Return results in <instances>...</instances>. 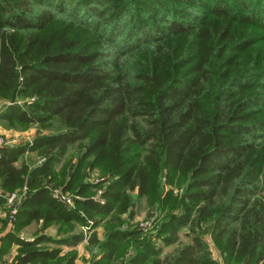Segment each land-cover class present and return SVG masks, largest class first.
I'll list each match as a JSON object with an SVG mask.
<instances>
[{
  "label": "trees",
  "instance_id": "1",
  "mask_svg": "<svg viewBox=\"0 0 264 264\" xmlns=\"http://www.w3.org/2000/svg\"><path fill=\"white\" fill-rule=\"evenodd\" d=\"M0 123L44 133L0 149L13 264H73L77 227L89 264H264V0H0Z\"/></svg>",
  "mask_w": 264,
  "mask_h": 264
},
{
  "label": "rangeland",
  "instance_id": "2",
  "mask_svg": "<svg viewBox=\"0 0 264 264\" xmlns=\"http://www.w3.org/2000/svg\"><path fill=\"white\" fill-rule=\"evenodd\" d=\"M44 131H45V133H48V132H46L47 130H44ZM37 132L38 131H36V127H34V126L21 128V127H16V126L11 125V124L0 123V135H2L3 137L14 140L16 142L14 145L29 142L31 140V138ZM38 133H43V132L40 131ZM72 153H73V151H72ZM69 155H70V152H69ZM67 158H68V156H67ZM20 162H24L28 167H32L34 165L39 164L40 159L33 153H26L21 158L18 159V162L16 165H18ZM83 181L87 184H90V185H98L97 189H95L94 196L97 195L98 191H101V189H103V187L105 185L104 184L105 183V177L99 176V174L95 170L89 171L88 173H86V176H85ZM55 190L59 191L62 194L72 195L68 192H62L58 188H54V189H51V197H52L53 191H55ZM173 191H174L173 193L179 192V190L176 188H174ZM11 193H15L17 196H23L25 194V188L22 187L20 190H15ZM18 203H17V206H18ZM17 206H16V208H17ZM152 211H153V213L151 215H148L149 210L146 208V204H145L144 200L141 199L138 201H134L131 204V207L129 208L127 213H125L124 215L121 216V219L123 221V225L121 226V229H129L131 226H135L137 228H143L142 225H144L146 222H150L149 226L146 229H142V230L153 231L158 225V222H157L158 221V219H157L158 214H156L154 209ZM0 214H3L2 218H0V221L1 222L5 221V224H6V222H7V208H6L5 202H4V207L2 209H0ZM55 230H56V228L53 226L42 230L40 227V223L32 222L29 225L22 228L19 231L18 236L22 239H28V238L32 239L35 234L42 233V234L49 236L51 238H55V236H56ZM74 231L81 233L83 235V237H84L83 242H81L79 245H77V247H74V248H70V249L69 248H62L61 253H65L67 251H72L75 255V258H74V261L76 260L75 264H89L90 254L84 248L85 240H86V236H87V231L83 227H77V228H75ZM95 232H96V235L99 239L104 237L102 225H99L97 228H95ZM187 241L188 240L186 238V232L185 231L180 232V234H179L180 244L187 243ZM173 248L174 247L163 248L161 255L163 256L166 253H170L173 250ZM209 249L211 251L212 259L215 260L216 262H218L219 264H222L221 258L219 257L217 250L210 243H209Z\"/></svg>",
  "mask_w": 264,
  "mask_h": 264
},
{
  "label": "built area",
  "instance_id": "3",
  "mask_svg": "<svg viewBox=\"0 0 264 264\" xmlns=\"http://www.w3.org/2000/svg\"><path fill=\"white\" fill-rule=\"evenodd\" d=\"M16 142L12 139L3 137L0 135V149L5 147H10L14 145ZM24 196V195H23ZM23 196H17L15 193L4 194L0 190V197L4 199L6 208H7V222L6 225L8 228H12V222L14 220V215L16 213V206L17 203L22 199ZM53 199L59 201L60 203L64 204L65 206H72V201L76 197L74 195L69 194H62L59 191H53L52 193ZM150 222H146L142 225V229H146L149 226Z\"/></svg>",
  "mask_w": 264,
  "mask_h": 264
},
{
  "label": "crops",
  "instance_id": "4",
  "mask_svg": "<svg viewBox=\"0 0 264 264\" xmlns=\"http://www.w3.org/2000/svg\"><path fill=\"white\" fill-rule=\"evenodd\" d=\"M2 216H3V214H0V218H2ZM4 227L1 226V221H0V264H13L14 263V256H15V247L10 246L8 250H4V251L1 250V248H3L2 247L3 245L1 243V238L5 233H7L10 230V228H8L6 224ZM24 240H29V238L24 239ZM75 262H76V260L73 262V264H75Z\"/></svg>",
  "mask_w": 264,
  "mask_h": 264
}]
</instances>
